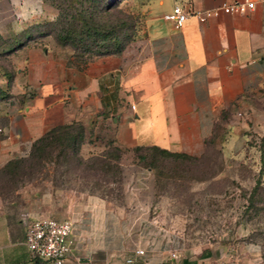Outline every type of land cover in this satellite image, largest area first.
Here are the masks:
<instances>
[{"label":"rangeland","instance_id":"374dc122","mask_svg":"<svg viewBox=\"0 0 264 264\" xmlns=\"http://www.w3.org/2000/svg\"><path fill=\"white\" fill-rule=\"evenodd\" d=\"M148 1L1 0L0 27L12 41L87 52L98 45L63 44L58 30L73 22L80 32L79 14L111 25L125 20L124 51L144 29ZM8 61L0 66L13 77ZM188 155L117 149L93 131L76 154L53 150L27 159L15 177L1 174L0 200L13 218L31 212L73 220L92 241L125 250L126 264L140 259L131 255L136 248L150 264H264V99L251 96L222 112L205 147Z\"/></svg>","mask_w":264,"mask_h":264},{"label":"crops","instance_id":"0c3cea01","mask_svg":"<svg viewBox=\"0 0 264 264\" xmlns=\"http://www.w3.org/2000/svg\"><path fill=\"white\" fill-rule=\"evenodd\" d=\"M225 1L245 0H149L143 31L120 54L83 60L57 45L29 43L11 52L1 46L0 61L11 58L17 73L10 77L8 65L0 66V169L28 156L53 127L72 122L123 148L201 152L222 112L245 106L251 96L264 99V1L204 22L189 13L180 27L163 15L176 5L204 11ZM9 35L0 27V37ZM34 217L13 218L0 200V264H40L25 243ZM73 238L66 264H126L125 250L92 241V232L75 222ZM135 254L140 259L131 264H150Z\"/></svg>","mask_w":264,"mask_h":264},{"label":"trees","instance_id":"16d2710c","mask_svg":"<svg viewBox=\"0 0 264 264\" xmlns=\"http://www.w3.org/2000/svg\"><path fill=\"white\" fill-rule=\"evenodd\" d=\"M75 19L81 23V27H83V29L80 32H76L74 30V23L72 22L70 27L58 30V40L63 44L82 42L83 44L85 43L88 45H98L95 50L90 48L87 52H74L76 56L82 58L83 60H87L95 55L120 54L123 52V41L121 37L123 34H120V32L124 28L122 26L126 24L125 20H123V23L120 24L122 26H120L119 23L111 25L106 22L95 21V18L91 14L89 16L79 14V16ZM118 28L121 30H118ZM14 42L15 44H13ZM6 45H8L7 50L11 52L22 46L23 43L17 38L15 41H12L9 40V38L5 39L0 37V47L3 46L4 51L6 49ZM99 45H103L102 48ZM110 45H115L116 47L111 50L109 47ZM1 91L2 90L0 89V92ZM93 131H95V128L87 130L86 126L81 122H72L70 124L55 126L34 141L28 158L22 157L11 160L0 169V175L5 174L10 175L11 178L15 177L19 174L18 172H21V168L27 159L30 158L34 160L35 158H45V156H48V154L53 150L59 149V152L64 153L65 155L67 154V151H72L76 154L80 150L81 144L84 143L86 136L88 134L91 135ZM208 141L209 139H206V142ZM110 143L117 149L123 148L115 144L113 137H110ZM137 148L155 150L164 156L176 159L189 157L187 153L172 152L157 146Z\"/></svg>","mask_w":264,"mask_h":264},{"label":"built area","instance_id":"2783aa9c","mask_svg":"<svg viewBox=\"0 0 264 264\" xmlns=\"http://www.w3.org/2000/svg\"><path fill=\"white\" fill-rule=\"evenodd\" d=\"M255 7V0H245L242 2L225 1L216 8L204 11L191 10V12L186 11L181 5H176L171 12L164 14L163 18L174 22L177 27H180L185 22L189 13H194L201 22H204L221 12L227 14L246 13L255 9ZM73 231L74 221L71 219H60L52 216L34 217L27 224L25 243L32 258L40 264H66L75 248ZM135 253L142 255L144 251L137 249ZM172 256L176 257V253H173ZM127 262L133 263L134 259L128 258Z\"/></svg>","mask_w":264,"mask_h":264}]
</instances>
